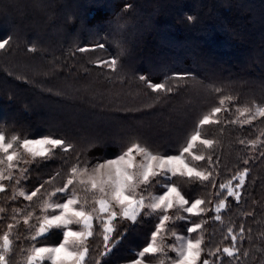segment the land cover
I'll list each match as a JSON object with an SVG mask.
<instances>
[{
  "label": "trees",
  "instance_id": "trees-1",
  "mask_svg": "<svg viewBox=\"0 0 264 264\" xmlns=\"http://www.w3.org/2000/svg\"><path fill=\"white\" fill-rule=\"evenodd\" d=\"M188 16L195 20L189 22ZM4 35L14 39L0 52V124L9 133L37 138L50 132L62 134L77 150L95 140L89 157H112L122 138L133 135L161 152L176 149L223 94L211 93L202 84L238 95L235 105L261 102L264 95V0H0V36ZM114 41L124 48L123 71L117 73L95 63L117 55ZM97 43L105 48L77 51L78 47L92 49ZM32 45L35 52L27 50ZM184 72L196 79L170 81L180 85L171 93L153 92L139 79L144 75L158 83ZM229 107L230 112L219 114L221 125L203 129L204 136L217 141L214 150H208L217 162V187L175 179L186 198L211 200L204 207L214 208L219 198L226 197L219 184L248 168L241 202L237 205L227 197L223 223L214 221V212L209 211L187 222L177 221L175 227L177 233H184L191 223L206 220L202 230L206 243L222 249L231 245L230 237H224L232 226L238 235L239 258L224 255L222 264H264V156L260 155L264 146L253 149L239 143L264 141V118L243 127L225 125L224 120L236 115L234 107ZM92 132L96 137H89ZM198 166L208 165L198 162ZM62 167L66 168L61 157L38 160L22 184L31 190ZM7 194L0 193V204L20 208L29 204L22 197L5 200ZM241 225L243 238L238 232ZM152 227L145 223L131 233L119 253L108 258L110 264L130 258L128 250H138ZM3 231L0 222V234ZM59 239L53 235L49 243ZM245 251L247 256H243Z\"/></svg>",
  "mask_w": 264,
  "mask_h": 264
},
{
  "label": "snow or ice",
  "instance_id": "snow-or-ice-1",
  "mask_svg": "<svg viewBox=\"0 0 264 264\" xmlns=\"http://www.w3.org/2000/svg\"><path fill=\"white\" fill-rule=\"evenodd\" d=\"M187 19L193 22L195 17L188 16ZM13 39L12 35L0 36V52L6 50ZM114 44L119 49L117 55L97 59L95 63L117 73L123 71L120 58L124 48L120 41H114ZM96 48L104 49L105 44L97 43L92 49L78 47L77 51ZM27 50L35 52L36 47L32 45ZM139 79L153 92L171 93L180 85L170 84V81L194 80L196 77L184 72L173 73L158 83L144 75ZM202 87L211 93L223 94L219 96L218 104L200 117L185 141L169 152H161L147 140L133 135L122 138L114 156L89 157L87 153L97 145L95 140L87 141L77 150L76 145L62 134L50 132L37 138L28 133H9L7 126L0 124V193H8L5 200L16 201L22 197L29 202L23 208L10 203L0 204V222L4 226L0 234V264H101V261L110 264L108 258L119 253L123 241L145 223L153 225L150 234L137 245L138 250H128L130 258H122V264H222L224 255L238 259V235L232 226L227 228L224 237H230L231 245L221 249L219 245L211 247L210 241L206 243L202 231L206 220L186 226L185 234H178L175 225L177 221L187 222L191 216L200 217L209 211L214 212V221L223 223L221 213L229 207L227 197L240 204L250 170L244 168L227 183L219 184L221 191L226 190V197L219 198L214 208L204 207L206 203L211 204V200L186 198L175 178L216 188L217 162L208 150H214L217 141L203 135L204 127L221 125L219 114L230 112V105L236 115L224 120L223 124L251 125L258 118H264V95L261 102L252 100L235 105L238 95L224 93L222 87L214 84H202ZM220 131L223 132V127ZM261 135L264 136V132ZM239 143H247L253 149L257 145L264 146V141L258 138L247 142L240 140ZM260 155L264 156V151ZM56 157L63 158L66 168L62 167L31 190L22 184L28 179L32 164ZM198 162L208 166L200 167ZM57 180L61 182L56 184ZM233 180L237 181L235 185ZM46 185L51 187L46 188ZM157 187L160 191L154 192ZM216 196L220 197V192ZM244 231L241 225L238 229L240 238ZM53 235H59L60 239L49 243ZM247 255L245 251L243 256Z\"/></svg>",
  "mask_w": 264,
  "mask_h": 264
},
{
  "label": "rangeland",
  "instance_id": "rangeland-1",
  "mask_svg": "<svg viewBox=\"0 0 264 264\" xmlns=\"http://www.w3.org/2000/svg\"><path fill=\"white\" fill-rule=\"evenodd\" d=\"M89 135V137L91 136V137H96V134L95 133H91V134H88ZM233 185H235V183H233ZM173 212H175V210H173ZM171 214V213H170ZM178 234H185V233H178ZM190 235H192V234H190ZM193 236V235H192ZM171 242V241H170ZM172 255H174V254H172Z\"/></svg>",
  "mask_w": 264,
  "mask_h": 264
}]
</instances>
